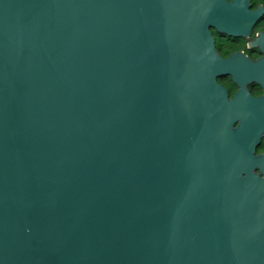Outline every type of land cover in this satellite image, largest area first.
<instances>
[{
	"label": "water",
	"instance_id": "95a60500",
	"mask_svg": "<svg viewBox=\"0 0 264 264\" xmlns=\"http://www.w3.org/2000/svg\"><path fill=\"white\" fill-rule=\"evenodd\" d=\"M231 9L0 0V264H264V112L215 81H263L215 51Z\"/></svg>",
	"mask_w": 264,
	"mask_h": 264
},
{
	"label": "flooded vegetation",
	"instance_id": "af4514ba",
	"mask_svg": "<svg viewBox=\"0 0 264 264\" xmlns=\"http://www.w3.org/2000/svg\"><path fill=\"white\" fill-rule=\"evenodd\" d=\"M227 4L232 5L230 17L238 24V35H229L219 31L217 28L210 26L209 31L214 40V48L223 61L240 55L245 59L248 67H238L240 71H249L256 74L263 81L260 82L255 78L236 81L230 74L216 76V83L222 87L228 100H235L237 107L245 111L251 110L250 103L257 102V109L264 112V0H224ZM248 20L247 29L242 30L240 27ZM240 65V64H238ZM242 66V65H240ZM240 125V120H236L234 128ZM264 153V137L255 147L254 156ZM255 174L261 175L255 168Z\"/></svg>",
	"mask_w": 264,
	"mask_h": 264
}]
</instances>
